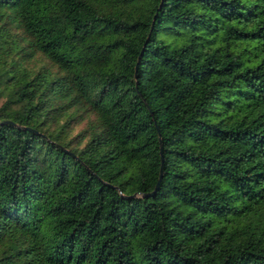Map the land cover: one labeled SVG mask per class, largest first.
<instances>
[{"label": "trees", "instance_id": "obj_1", "mask_svg": "<svg viewBox=\"0 0 264 264\" xmlns=\"http://www.w3.org/2000/svg\"><path fill=\"white\" fill-rule=\"evenodd\" d=\"M4 73L0 264H264V0H0Z\"/></svg>", "mask_w": 264, "mask_h": 264}, {"label": "water", "instance_id": "obj_2", "mask_svg": "<svg viewBox=\"0 0 264 264\" xmlns=\"http://www.w3.org/2000/svg\"><path fill=\"white\" fill-rule=\"evenodd\" d=\"M135 67H136V65H135ZM0 122H2V123H11V124H14V125H16V126H21V127H25V128H30V129H32V130L35 131L34 128H32V127H30V126H28V125H21V124H18V123L14 122V121L11 120V119H2V120H0ZM161 163H162V154L160 153V167H159V174H158L157 181H156V183H155L153 189H152L151 191H149V192L144 193L145 195H147L148 193L154 192V191L156 190V188H157V186H158V182H159L160 177H161V169H162V168H161Z\"/></svg>", "mask_w": 264, "mask_h": 264}, {"label": "rangeland", "instance_id": "obj_3", "mask_svg": "<svg viewBox=\"0 0 264 264\" xmlns=\"http://www.w3.org/2000/svg\"><path fill=\"white\" fill-rule=\"evenodd\" d=\"M7 77H8L7 73H4V74L0 75V88H2L3 85L5 84V81H6ZM3 99H4V96L2 94H0V103L2 102ZM79 126H80V123L77 124L76 126H74L73 130H76L77 128H79Z\"/></svg>", "mask_w": 264, "mask_h": 264}]
</instances>
